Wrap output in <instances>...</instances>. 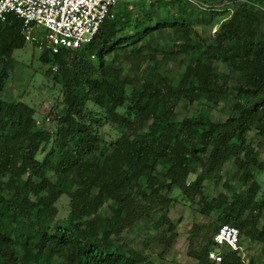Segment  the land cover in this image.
<instances>
[{
	"label": "trees",
	"instance_id": "1",
	"mask_svg": "<svg viewBox=\"0 0 264 264\" xmlns=\"http://www.w3.org/2000/svg\"><path fill=\"white\" fill-rule=\"evenodd\" d=\"M114 12L90 43L40 51L58 88L44 115L2 96L27 41L15 13L0 19V264H154L124 232L167 223L168 247L179 196L217 213L210 240L231 224L264 243V158L250 140L264 135V0H122ZM221 104L230 113L213 120ZM231 159L240 190L209 199L205 181ZM210 248L193 252L198 264H264L229 249L216 263Z\"/></svg>",
	"mask_w": 264,
	"mask_h": 264
},
{
	"label": "rangeland",
	"instance_id": "2",
	"mask_svg": "<svg viewBox=\"0 0 264 264\" xmlns=\"http://www.w3.org/2000/svg\"><path fill=\"white\" fill-rule=\"evenodd\" d=\"M194 7L198 10L197 3ZM200 16V14H199ZM207 14L205 19L200 22V30L204 35H210L214 32ZM40 51L35 49L30 43L25 47L15 51L16 62L11 76L3 92V98L6 100H24L36 109L44 112L49 108L58 93V88L53 84V80L44 74V67L38 60ZM224 105V104H223ZM215 106L211 112L213 120L222 121L230 113L227 105ZM204 109V102L198 106L192 107L182 104L177 108L180 118L186 115L199 113ZM43 115L40 121L43 122ZM44 126L48 127L50 122L45 120ZM112 136H115V130L107 126ZM251 143L258 147L260 157L264 158V135L252 131L250 135ZM258 181L264 189V172L257 173ZM229 182L230 190L223 183ZM239 188V169L233 159L226 162L223 166L221 177L209 178L204 183V191L209 199L216 196L219 192L232 191ZM178 190L174 192L175 195ZM197 197L194 201L178 197V200L171 204L168 217L175 225L176 236L168 247H164L161 240L162 236H169L171 231L168 224L159 225L154 220L146 217L124 232L123 238L135 248L142 251L154 264H198V260L193 256L197 252L207 247L210 243V236L214 227V221L217 213L211 216L205 215L200 210V203ZM61 213L66 215L67 203L65 199L60 202ZM161 212H155L154 217H158ZM264 225V213L258 227ZM242 257L248 262L252 257L259 261L264 259V243L249 239L241 234ZM61 259V258H59ZM58 260V258L56 259Z\"/></svg>",
	"mask_w": 264,
	"mask_h": 264
},
{
	"label": "built area",
	"instance_id": "3",
	"mask_svg": "<svg viewBox=\"0 0 264 264\" xmlns=\"http://www.w3.org/2000/svg\"><path fill=\"white\" fill-rule=\"evenodd\" d=\"M122 0H0V19L10 13L22 19L27 43L35 49L77 48L90 43ZM241 251L240 229L221 225L214 233L208 258L220 263L224 250Z\"/></svg>",
	"mask_w": 264,
	"mask_h": 264
},
{
	"label": "water",
	"instance_id": "4",
	"mask_svg": "<svg viewBox=\"0 0 264 264\" xmlns=\"http://www.w3.org/2000/svg\"><path fill=\"white\" fill-rule=\"evenodd\" d=\"M210 242H212V240H210Z\"/></svg>",
	"mask_w": 264,
	"mask_h": 264
},
{
	"label": "crops",
	"instance_id": "5",
	"mask_svg": "<svg viewBox=\"0 0 264 264\" xmlns=\"http://www.w3.org/2000/svg\"><path fill=\"white\" fill-rule=\"evenodd\" d=\"M242 245V244H241Z\"/></svg>",
	"mask_w": 264,
	"mask_h": 264
}]
</instances>
